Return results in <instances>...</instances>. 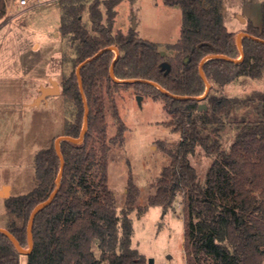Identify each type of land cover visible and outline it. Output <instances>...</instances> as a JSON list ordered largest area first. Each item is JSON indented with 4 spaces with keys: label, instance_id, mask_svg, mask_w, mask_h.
<instances>
[{
    "label": "trees",
    "instance_id": "trees-1",
    "mask_svg": "<svg viewBox=\"0 0 264 264\" xmlns=\"http://www.w3.org/2000/svg\"><path fill=\"white\" fill-rule=\"evenodd\" d=\"M179 7L184 15L180 39L168 46L175 52L167 58L159 45L135 35L113 33L120 0H59L60 32L76 44L75 66L101 50L116 47L115 65L119 80L143 79L159 83L171 94L189 97L178 100L147 84H121L112 80L110 69L116 57L106 51L82 69L84 96L89 109L88 128L80 144L63 141L65 169L53 203L36 217L34 249L27 264H148L132 246L133 222L139 189L130 177L124 207L119 210L109 187L108 166L111 145L122 144L127 127L115 104L120 88H134L155 101H163L170 120L164 125L179 132L181 142L153 188L143 213L151 207L173 209L180 192L185 218L187 264H264V92L246 97L220 96L207 84L226 86L245 77L264 75V2L262 26L249 21L243 39L241 62L237 36L228 30L222 13L223 0H163ZM102 6L106 10L104 19ZM88 12L90 27L83 21ZM6 15L0 0V20ZM166 63L170 69L163 68ZM63 93L76 106L74 122L65 136L79 138L84 126L85 101L75 72L63 84ZM206 107L200 110V106ZM111 106L117 134L108 139L107 110ZM234 136L225 148L223 138ZM228 135V136H229ZM200 147L212 160L204 181L190 162ZM36 188L26 195L5 201L13 219L7 226L28 248L27 224L34 207L56 189L61 160L55 144L35 157ZM100 251V257H97ZM0 264H21V254L12 241L0 233Z\"/></svg>",
    "mask_w": 264,
    "mask_h": 264
},
{
    "label": "rangeland",
    "instance_id": "rangeland-1",
    "mask_svg": "<svg viewBox=\"0 0 264 264\" xmlns=\"http://www.w3.org/2000/svg\"><path fill=\"white\" fill-rule=\"evenodd\" d=\"M28 2L27 7L19 9L20 0H5L6 15L0 20V190L12 189V192L8 189L7 198L0 197V228L5 229L13 219L22 223L8 214L5 201L36 188V154L64 137L66 125L74 122L77 113L73 100L63 93L65 80L72 72L76 73L80 64L75 66L76 44L60 32L59 0ZM263 2L224 0L228 30L234 32L242 25L235 13H247L261 24ZM102 10L106 21L103 6ZM116 10L114 34L135 35L157 43L163 56L174 57L175 52L168 46L180 39L184 22L182 9L166 6L163 0H120ZM83 21L89 24L88 12L83 13ZM242 21L248 28L251 20ZM51 81L58 83L60 93L33 106L41 94V86L50 87ZM210 85L220 96L246 97L255 91H264V76L261 79L242 77L223 87ZM114 99L127 131L124 142L110 148L109 187L119 210L124 207L130 177L139 189L136 209L130 215L134 230L132 246L148 264L151 258L155 264H187L184 193L177 195L173 209L156 206L142 211L156 191L153 185L170 165L181 135L164 125L170 117L163 101H155L134 88H120ZM107 124L110 140L118 129L111 106L107 110ZM228 135L227 132L223 138L225 148L234 141V136ZM190 162L199 179L204 181L212 160L198 147ZM100 255L97 251V257ZM21 264H26L23 256Z\"/></svg>",
    "mask_w": 264,
    "mask_h": 264
},
{
    "label": "water",
    "instance_id": "water-1",
    "mask_svg": "<svg viewBox=\"0 0 264 264\" xmlns=\"http://www.w3.org/2000/svg\"><path fill=\"white\" fill-rule=\"evenodd\" d=\"M245 37H251L248 33H244V34H241L237 37V46L239 48V51L241 53V58L237 59V60H232V59H229L228 57H224V56H220L221 58H224V59H227V60H230V61H234V62H241L244 58V51H243V39ZM106 51H114L115 54H116V57L113 61V64L111 66V69H110V76L112 78V80H114L115 82L117 83H121V84H147V85H150L154 88H156L157 90H159L161 93H163L164 95L166 96H170L174 99H178V100H183V99H189V97H181V96H177V95H174V94H171L169 91H167L166 89H164L159 83L157 82H154V81H149V80H143V79H134V80H119L116 78L115 76V65L120 57V52L119 50L116 48V47H108V48H105L103 50H101L100 52H98L95 56H93L92 58H89L87 60H85L83 63H81L79 65V67L77 68L76 70V75H77V78H78V84H79V89H80V92L83 96V99L85 101V119H84V126H83V129L81 131V136L79 138H74V137H70V136H64V137H61V138H58L56 141H55V147H56V151L60 157V160H61V169H60V172L58 174V177H57V180H56V189L51 193V195L49 196V198L47 200H45L44 202L42 203H39L37 204L33 211L31 212L30 214V217H29V221H28V224H27V239H28V248H24L20 243L19 241L17 240V238L11 233L9 232V230L5 229V228H0V233L1 234H4L6 235L13 243V245L15 246V248L17 249V251L21 254V256L23 257H26L28 258L29 255L32 253L33 249H34V234H33V228H34V224H35V220H36V217L38 216V214L40 212H42L43 210H45L46 208H48L52 203L53 201L55 200L58 192H59V189H60V185H61V180H62V177H63V173H64V169H65V161H64V157L62 155V152H61V144L63 141H69L73 144H80L83 142L84 140V137L86 135V132H87V128H88V117H89V109H88V106H87V103H86V99H85V96H84V89H83V81H82V76H81V72H82V69L84 67H86L88 64L92 63L93 61L97 60L100 56H102ZM210 58H213V57H208L206 58L205 60L202 61L201 63V67H200V71H201V75L203 77V79L206 81V84H207V90H206V93L204 94V96L200 97V98H197V99H203L210 91V88H211V85L210 83L208 82V80L206 79L205 75H204V72H203V65H204V62ZM168 68V70L170 69V66L166 63L163 64V68ZM60 93V88H59V85L57 82L55 81H52L51 83V87H47V88H42L41 89V94L38 98V102H41L43 100H45L47 97H50V96H54V95H57ZM142 96L139 97L140 100H142ZM206 106L205 105H201L200 106V110L205 108ZM8 188H5L1 194V196H3L4 198H7L8 197ZM149 264H155V261L154 259H149Z\"/></svg>",
    "mask_w": 264,
    "mask_h": 264
},
{
    "label": "crops",
    "instance_id": "crops-1",
    "mask_svg": "<svg viewBox=\"0 0 264 264\" xmlns=\"http://www.w3.org/2000/svg\"><path fill=\"white\" fill-rule=\"evenodd\" d=\"M27 7V6H26ZM19 9H24V7H21V6H19ZM223 9H224V0H223V6H222V13H223V17H224V22L226 21V16H225V14H224V12H223ZM236 14V17H237V19H239V21L241 22V26H240V28H238V29H236L233 33H236L237 34V37L239 36V35H241V34H244V33H247V28H246V23H243V21H242V19H244V20H251L252 22H253V24H254V26H256V27H261L262 26V23L260 24L258 21H254L253 20V18L252 17H250V15L249 14H247V13H243L242 15H240V14H238V13H235ZM225 25H226V23H225ZM227 26V25H226ZM228 28V27H227ZM264 76V75H263ZM52 82V81H51ZM47 87H49V86H46V87H44V86H41V88H47ZM51 87V86H50ZM260 92H264V91H260ZM49 98V97H48ZM47 98V99H48ZM47 99H45V100H47ZM37 102H38V100L34 103V104H32L33 106H35V105H40V104H37ZM42 103V102H41ZM5 188H8V189H10V192H12V189L11 188H9V187H4L2 190H0V197H1V192H3V190L5 189Z\"/></svg>",
    "mask_w": 264,
    "mask_h": 264
},
{
    "label": "built area",
    "instance_id": "built-area-1",
    "mask_svg": "<svg viewBox=\"0 0 264 264\" xmlns=\"http://www.w3.org/2000/svg\"><path fill=\"white\" fill-rule=\"evenodd\" d=\"M46 0H40V3H44ZM28 0H20V6L21 7H26L28 6ZM26 258V257H25ZM28 263V258H26V264ZM158 264H165L164 262H160Z\"/></svg>",
    "mask_w": 264,
    "mask_h": 264
}]
</instances>
